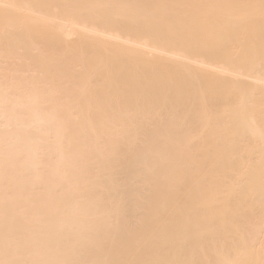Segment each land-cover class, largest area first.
I'll return each instance as SVG.
<instances>
[{
    "label": "bare ground",
    "instance_id": "obj_1",
    "mask_svg": "<svg viewBox=\"0 0 264 264\" xmlns=\"http://www.w3.org/2000/svg\"><path fill=\"white\" fill-rule=\"evenodd\" d=\"M0 264H264V0H0Z\"/></svg>",
    "mask_w": 264,
    "mask_h": 264
}]
</instances>
